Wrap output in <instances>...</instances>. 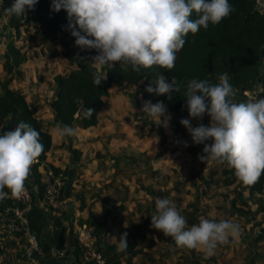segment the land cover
I'll return each instance as SVG.
<instances>
[{
	"label": "clouds",
	"instance_id": "clouds-1",
	"mask_svg": "<svg viewBox=\"0 0 264 264\" xmlns=\"http://www.w3.org/2000/svg\"><path fill=\"white\" fill-rule=\"evenodd\" d=\"M37 2L14 0L3 10L22 21ZM62 9L67 13V29L75 37V45L98 52L92 58L93 64L121 63L131 65L136 72L153 66L173 69L189 33L194 35L201 28L207 30L209 24H219L234 10L229 0H52L53 12ZM104 79L94 76L93 83L98 86ZM180 89L181 84L174 77L157 73L145 90L170 99ZM237 95L228 73L221 74L216 84L193 78L185 91L188 115L200 120L207 114L210 123L193 127L184 118L179 123L188 130L194 144H204L201 160L226 164L242 183L252 185L264 175V98L250 96L247 102H238ZM141 111L154 117L156 124H167V120H161L166 112L162 102L144 101ZM81 112L84 118H90L94 109L81 106ZM55 132L63 139L73 136L75 129L57 123ZM209 139L211 144L204 143ZM184 146H188L186 142ZM43 151L40 133L26 122L0 134V200L9 192L20 196L26 191L31 166ZM155 210L151 227L171 237L176 246L200 248L206 256L241 233V226L232 220L201 218L189 227L168 198H156ZM126 237L127 233L118 239L113 236L117 251L128 247Z\"/></svg>",
	"mask_w": 264,
	"mask_h": 264
},
{
	"label": "trees",
	"instance_id": "trees-1",
	"mask_svg": "<svg viewBox=\"0 0 264 264\" xmlns=\"http://www.w3.org/2000/svg\"><path fill=\"white\" fill-rule=\"evenodd\" d=\"M229 3L234 10L219 24H209L207 30L201 28L196 34L189 33L185 37L186 43L177 53L173 69L167 70L153 66L148 69L141 68L139 72H136L132 70L131 65L117 63L114 66L111 64L105 67L102 74H99L95 67L85 61L87 58L95 57L98 52L95 49H81L75 45V37L67 29L68 20L65 10L53 12L51 10L52 0H38L33 10L27 11L25 20L38 24L39 35L42 40L54 41L57 34H64L69 44L65 43L62 46L61 56L68 63L74 64V68L69 71L56 73L52 77L54 92L47 106L53 118L46 123L41 122L35 114L42 109L37 100L27 104L19 91L9 87L10 78L0 81V120L4 124L10 125L12 130L19 122L23 121L40 133L44 151L34 161L30 169L33 179L31 184L37 186L36 198L42 199L43 185L39 181L37 168L42 164L45 153L49 150L51 144L50 130L55 128L57 123L70 125L74 129L94 126L103 104L102 98L109 94V88L112 86H134L135 91L131 101L135 108L140 106L137 96L143 102L151 101L153 104L158 101L162 102L169 115L167 122L169 133L176 137L185 135V127L179 121L182 118L191 119L186 107L185 91L188 81L193 78L216 84L221 74L228 73L229 83L238 91V102H247L250 96L255 99L264 98V11L256 6L254 0H229ZM192 18H197V15L194 13ZM7 26L17 32V26L13 20L10 19ZM4 56L3 72L7 75L11 73L20 74V65L26 58L11 39L5 42ZM157 73H162L169 79L174 77L181 84L180 91L172 93L170 99L167 95L147 92L146 87L155 79ZM94 76L105 77V79L96 86L93 83ZM81 106L94 109L90 118L82 116ZM206 118L210 117L205 114L202 120ZM204 143L211 144L212 140L209 139ZM203 147L200 149L185 147V151L192 158L199 159L204 155ZM71 152L76 157L79 154L76 150ZM50 169L55 174L58 172L51 166ZM63 174H66V170L63 171ZM223 174L235 175L234 170L229 167ZM208 175L211 176L212 173L209 172ZM208 180H205L206 184ZM232 181L233 178L229 177L225 183L227 185ZM245 189L247 194L252 197L261 196L264 193V175L255 184L246 185ZM78 199H80L79 208H82L83 199L81 196H78ZM255 199L256 201H252L253 204H251L255 205V209L250 211L252 212L250 214L251 219L247 218V222H254L253 224L258 225L259 222H255L254 217L261 215L260 221L264 223V197ZM248 201L242 192H237L235 197H231L229 203L231 208L235 207L234 211L240 213L239 210L246 207L244 205L250 204ZM61 211L59 216L52 218L57 226L62 221L61 214L64 213L65 209ZM138 212L142 214L141 227L150 225L151 219L148 212L146 210L145 213L141 210ZM184 212L182 211V213ZM190 219L186 216L188 223L191 222ZM105 222V218L99 221L93 217L91 212H88L84 220H78V224H86L92 229L98 249L108 264H122V261H130L141 251V248L135 247L133 242L127 241L128 247L124 251H113V246L100 247V234L105 228ZM125 226L123 228H126ZM145 235L146 232L140 229L133 234L127 233L126 240L128 237L132 241L138 242L149 239V235ZM14 236H23V234L18 233ZM262 238L264 236L260 233L257 234L253 238V244ZM111 251H113L112 254ZM73 254L76 256L79 254L76 243ZM169 254L170 252H166L163 256H169ZM0 259H2L1 252ZM77 264H79V259Z\"/></svg>",
	"mask_w": 264,
	"mask_h": 264
},
{
	"label": "rangeland",
	"instance_id": "rangeland-1",
	"mask_svg": "<svg viewBox=\"0 0 264 264\" xmlns=\"http://www.w3.org/2000/svg\"><path fill=\"white\" fill-rule=\"evenodd\" d=\"M13 2L14 0H2L0 2V81L8 76L3 72L2 65L5 58V42L11 39L26 58L22 64L28 59L24 68H22V64L20 65V74L11 73V75L16 77L15 80L18 82L24 81L26 78L27 90L28 92H34L32 95L41 94L38 98L40 100L38 105L42 107L40 110L42 111L46 108L49 103L47 101L51 100L54 92L53 75L65 73L74 68V64L68 63L61 56L62 46L65 43L69 44V41L61 33L57 34L54 41L42 40L39 35L38 24L26 21L25 18L21 21L20 17L17 19L18 16L8 15L3 10L10 7ZM10 19L17 26V32L13 28H8L7 23ZM85 61L95 67L99 74L104 72L105 67L111 65L93 64L92 58H87ZM134 91V86L110 87L109 94L102 98L103 104L97 116V124L100 126L101 133H103V136L100 137L102 140L108 143L113 137L123 139L127 137L130 141L128 146H131H129L130 148L127 147L128 150L125 149L126 147L124 149L114 147V150L111 151L112 155L109 152L104 153L106 156L111 155L114 158L112 163L115 164L116 168H121L113 173V178L118 177V173L124 170L130 175V184L127 185L135 191L134 194L141 190L140 194L137 193L131 196L130 200L144 205V210L141 212L145 213L146 210L150 219L156 211L155 199L168 198L175 203L181 215L185 218L186 216L191 218V222L188 223L187 221L189 227L197 224L201 218H207L217 222L232 220L245 230L247 218L251 219L252 201H256L254 196L247 194L246 184L242 183L235 175L223 174L228 169L226 164L217 163L210 159L203 161L200 158H192L185 151L184 143H187V147L196 149L202 148L204 144H194L186 128L184 136L176 137L169 133L168 123L166 125L164 123L156 124L154 117L141 111L144 102L139 96H137V100L140 106L136 108L133 106L131 99ZM168 119L169 115L166 110L161 120H167L168 122ZM190 122L193 127L198 124L208 126L210 118L204 120L191 118ZM97 154L99 155V153ZM189 159L190 162L187 164ZM209 172L212 173L211 176L208 175ZM116 177L113 180H116ZM229 177L233 178V181L226 185L225 182ZM205 180H208L207 184ZM127 189V186L120 189L115 188L114 192L116 194L113 195V201L120 202L125 207L123 200H127V196H122L120 191L125 192ZM237 192H244L245 197L250 202V204L244 205L248 207L246 210V207L239 210L240 213L234 211L235 207L231 208L229 203L231 197H235ZM144 194H147L148 197H145ZM142 198L145 199L143 203L141 202ZM182 211L185 212L182 213ZM138 217L141 219L140 222L137 220ZM125 218L127 227L124 230H126V233L133 234L143 229L146 235H149V239L143 241L145 247L149 248L150 245L154 244L151 243L152 235L159 241L155 245L159 246L161 258L158 259V262L155 261L152 264H165V259H169V257L163 256L166 252H170L175 258H179L175 264H202L199 261H203L202 254H204V257L206 256L204 252L176 246L171 237L164 236L161 231L151 227V224L141 227L142 214L139 212H127ZM260 219L261 215L254 217L255 222ZM254 229V226L248 228L250 235L253 234ZM245 241L244 239V242H241L243 245L240 244V248H235L236 251L232 252L237 254L235 257H237L238 264L246 262L252 250L256 249L255 244L249 241H246L248 243L246 244ZM230 245L231 247L235 246L232 243ZM230 245H219L213 255L207 256L212 258L210 263L214 264L218 258H221L217 254L219 249L224 246L229 248Z\"/></svg>",
	"mask_w": 264,
	"mask_h": 264
},
{
	"label": "crops",
	"instance_id": "crops-1",
	"mask_svg": "<svg viewBox=\"0 0 264 264\" xmlns=\"http://www.w3.org/2000/svg\"><path fill=\"white\" fill-rule=\"evenodd\" d=\"M264 1V0H263ZM28 59L22 68L27 64ZM16 74V73H15ZM10 78L9 87L11 89L17 90L24 96V99L27 104L33 103L37 100L39 103L41 96L40 93H37V96H34V92H28L27 85L24 81H16V77H13L11 74L6 76ZM34 79V78H33ZM32 79V80H33ZM2 81V80H1ZM50 92V91H49ZM51 93V92H50ZM49 101H47L48 103ZM46 103V104H47ZM38 119L41 122L46 123L51 121L53 116L46 106L42 111L35 112ZM98 121V118H97ZM12 128L10 125L5 124L1 134L4 131H11ZM103 133L100 131L99 124H95L92 127L85 129H75V134L70 137H65L61 139L55 132V128L50 130L51 135V144L49 150L45 153V158L40 166H38L37 171L39 173V181L41 183L42 178L46 172H52L50 166L57 169L58 172L54 175L61 177L63 181V188L61 190V196L66 200L67 206L64 213L61 214L62 221L60 225H55V222L52 218L59 216L62 211H53L48 207L42 199L34 198L31 208L26 213L27 219V228L35 236L39 250L35 254V259L39 264H77L79 259V254L77 256L73 254V248L75 245V230L79 225L78 220H84L88 212L93 214V217L102 221L106 219L105 228H103L102 233L100 234V247L106 248V246H113V251H117V244L113 240V236L119 238L122 233H126L125 228H123L126 223L125 215L127 212H138V210H144V205L133 200H130L131 196L141 193V190H138L136 194L130 186V175L129 173L120 171L116 180H113V173L121 169L116 168L115 164L112 163L114 158H112L111 151L115 148L126 147L129 149L131 145L129 139L126 137L118 138L113 137L108 143L102 140ZM129 147V148H127ZM72 150L78 151L77 157L71 152ZM117 150V149H115ZM109 152L111 155L106 156L104 153ZM99 153V155L97 154ZM123 159H126L122 157ZM191 158V157H190ZM121 159V158H120ZM190 162V159L187 160V164ZM173 165L175 163L172 162ZM155 168V167H153ZM66 170V174H63V171ZM33 181L32 174L30 170V175L28 176L25 184L28 186L35 185L31 184ZM128 187L124 191H120L122 196H127V200H123L125 203L113 201V195L116 194L114 189H120L122 187ZM36 191L34 192V194ZM243 195L246 196L243 192ZM78 196L82 197V208H79L80 199ZM140 196V195H139ZM145 197H148L147 194H144ZM264 197V193L260 195H255L254 198ZM126 201V202H125ZM131 201V202H130ZM145 201L142 198V203ZM140 205V207H138ZM121 207V209H118ZM125 209V210H124ZM255 209V205L252 206L251 210ZM122 217V218H121ZM138 222L141 221L138 217ZM259 224L256 225L254 222H246L245 230L241 227L240 235L231 239L228 244H235L234 247H222L217 252L218 258L214 264H238L236 260L237 254L232 253L235 248L239 249L241 242L249 241L253 244V238L257 234L264 236V223L260 220ZM254 226L253 234L250 235L248 228ZM127 227V225L125 226ZM242 240V241H241ZM128 242H133L135 247H140L141 251L138 252L130 261H122V264H152L155 261L158 262V259L161 258V251L159 249L156 237L152 235L153 245H150L149 248L143 245V240L141 241H132L129 237ZM245 241V243H246ZM248 244V243H246ZM256 249H253L251 254L248 256L247 261L240 264H264V238L260 239L258 242L254 243ZM77 245V244H76ZM243 244H241L242 246ZM28 247L27 240L24 236H5L1 232V220H0V252L2 259H0L1 264H33L24 256V251ZM50 250L56 252H61V255L53 254ZM79 250V249H78ZM113 251L110 253L112 254ZM154 251V252H153ZM195 251L203 252L200 248L195 249ZM169 257L165 259V264H175L176 260L173 254H169ZM203 261H199L202 264H211V257H204V254L201 255ZM199 259V258H198Z\"/></svg>",
	"mask_w": 264,
	"mask_h": 264
},
{
	"label": "built area",
	"instance_id": "built-area-1",
	"mask_svg": "<svg viewBox=\"0 0 264 264\" xmlns=\"http://www.w3.org/2000/svg\"><path fill=\"white\" fill-rule=\"evenodd\" d=\"M257 7L264 11V1L254 0ZM4 122L0 120V134L4 128ZM43 185L42 200L53 211L66 209V200L61 196L63 181L61 177L52 172H46L42 178ZM26 191L20 196L13 195L7 188L5 192L9 195L0 200V220L1 232L5 236H13L22 233L27 240L28 247L24 251V256L33 264H39L35 259V254L39 246L35 236L27 228L26 213L31 208L37 191L36 185L25 184ZM75 241L79 249V264H108L99 251L96 244V237L92 229L86 224H79L75 230ZM53 254L61 255V252L50 250Z\"/></svg>",
	"mask_w": 264,
	"mask_h": 264
}]
</instances>
